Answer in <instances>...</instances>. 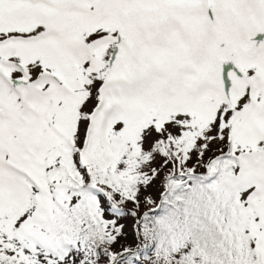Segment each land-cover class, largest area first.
<instances>
[{
    "label": "snow or ice",
    "instance_id": "6c2138e0",
    "mask_svg": "<svg viewBox=\"0 0 264 264\" xmlns=\"http://www.w3.org/2000/svg\"><path fill=\"white\" fill-rule=\"evenodd\" d=\"M0 264H264V0H0Z\"/></svg>",
    "mask_w": 264,
    "mask_h": 264
}]
</instances>
